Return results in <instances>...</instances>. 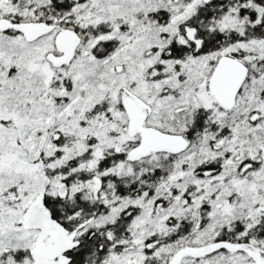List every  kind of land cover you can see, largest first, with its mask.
<instances>
[{
	"label": "snow or ice",
	"instance_id": "1",
	"mask_svg": "<svg viewBox=\"0 0 264 264\" xmlns=\"http://www.w3.org/2000/svg\"><path fill=\"white\" fill-rule=\"evenodd\" d=\"M0 264H264V0H0Z\"/></svg>",
	"mask_w": 264,
	"mask_h": 264
}]
</instances>
